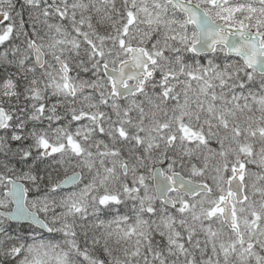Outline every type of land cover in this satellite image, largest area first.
<instances>
[{
	"label": "snow or ice",
	"instance_id": "1",
	"mask_svg": "<svg viewBox=\"0 0 264 264\" xmlns=\"http://www.w3.org/2000/svg\"><path fill=\"white\" fill-rule=\"evenodd\" d=\"M0 25V264H264V0Z\"/></svg>",
	"mask_w": 264,
	"mask_h": 264
},
{
	"label": "rangeland",
	"instance_id": "2",
	"mask_svg": "<svg viewBox=\"0 0 264 264\" xmlns=\"http://www.w3.org/2000/svg\"><path fill=\"white\" fill-rule=\"evenodd\" d=\"M4 23L6 24L7 21H5ZM0 26H2V25H0ZM252 168H253V170H257V169H256V166H252ZM215 226H216V225H214V227H215ZM114 246H115V245H114Z\"/></svg>",
	"mask_w": 264,
	"mask_h": 264
}]
</instances>
